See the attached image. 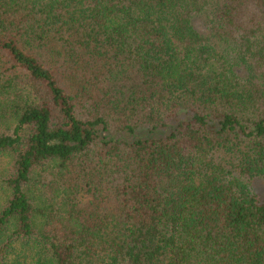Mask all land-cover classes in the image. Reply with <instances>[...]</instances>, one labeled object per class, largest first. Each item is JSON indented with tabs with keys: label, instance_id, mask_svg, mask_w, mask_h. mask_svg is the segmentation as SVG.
<instances>
[{
	"label": "trees",
	"instance_id": "obj_1",
	"mask_svg": "<svg viewBox=\"0 0 264 264\" xmlns=\"http://www.w3.org/2000/svg\"><path fill=\"white\" fill-rule=\"evenodd\" d=\"M264 0H0V264H264Z\"/></svg>",
	"mask_w": 264,
	"mask_h": 264
},
{
	"label": "rangeland",
	"instance_id": "obj_2",
	"mask_svg": "<svg viewBox=\"0 0 264 264\" xmlns=\"http://www.w3.org/2000/svg\"><path fill=\"white\" fill-rule=\"evenodd\" d=\"M252 189L261 199H264V180H253Z\"/></svg>",
	"mask_w": 264,
	"mask_h": 264
}]
</instances>
